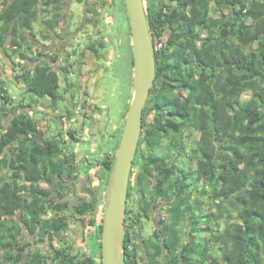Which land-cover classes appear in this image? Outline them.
<instances>
[{"label":"trees","instance_id":"16d2710c","mask_svg":"<svg viewBox=\"0 0 264 264\" xmlns=\"http://www.w3.org/2000/svg\"><path fill=\"white\" fill-rule=\"evenodd\" d=\"M153 3L143 0L149 31ZM66 7L67 0H0V53L12 82L35 97L16 101L0 79V264H101L99 201L107 199L133 93L131 34L124 1L97 0L85 6L84 21L103 28L79 54L64 45L48 53L35 47L36 32L49 42L62 37ZM39 23L43 30L36 31ZM102 29L114 33L128 79L107 105L109 115L120 109L112 145L89 162L73 150L80 142L75 131L53 130L33 143L39 120L26 110L46 98L54 113L68 103L58 115L61 126L77 105L87 116V100L75 102L72 70L80 76L86 53L101 59ZM186 51L182 76L155 54L127 193L122 264H138L139 255L147 264H264V0H187ZM83 164L102 176L74 204L71 185ZM99 207L100 222L90 220L97 255L73 254L64 238L71 219L93 217Z\"/></svg>","mask_w":264,"mask_h":264},{"label":"rangeland","instance_id":"374dc122","mask_svg":"<svg viewBox=\"0 0 264 264\" xmlns=\"http://www.w3.org/2000/svg\"><path fill=\"white\" fill-rule=\"evenodd\" d=\"M92 1L97 0H67V7L64 13L66 19L64 30L68 32L66 41L61 44L55 43V40H61L62 37L60 38L53 35L51 39L56 45L53 46L49 41H44L42 36L40 37L38 32H36L39 44L35 43V47L42 49V51L45 50L46 53L50 51L57 52L59 46L66 43V49L70 51L76 50V54H79L90 39L93 40L97 37L98 34L96 31L103 28L100 24L93 26L92 23H86L84 21V8ZM34 29L39 31L41 29V23L36 25ZM62 30V28L57 30L58 34L61 36H63ZM101 31V36H104V48L100 50L101 59L97 60L94 56L86 53L83 60L84 64L81 66L80 76L75 68L72 70V90L75 91L77 96L75 102L77 101V103L80 104L85 99L87 100L88 106L90 105V109H85L87 116L84 117L81 115L82 113L80 109H78L79 105H77L78 107L74 109L76 111L73 112L75 115L72 119L69 122L66 121L64 125L61 126L59 124L58 115L63 113L62 110L68 103L59 104L60 111L54 113L48 109L49 101L46 98L40 100V102L36 104L34 103L33 111H30V109L26 110L27 113L29 112L33 115H36V113L47 114L46 116L43 114L46 119L41 116L42 119H39V126L40 129L46 130L48 135L56 130L59 131L61 128L64 132L67 130L75 131L77 133L76 138H78L80 142L72 144L73 150L77 153L79 160L81 159L84 161L86 159L89 162H94L96 158H99L112 145V135L117 126H119L117 123L119 122L118 113L120 109L115 105V111L109 115L107 105L109 103L112 105L111 102H115V99L111 97V95H114V92H118L119 94L123 93L125 83L128 79L125 60L124 58L121 59L120 53H118L119 47L115 45L117 41L113 37L114 33H110L109 35L107 33L108 30L102 29ZM72 57L71 61L76 63L77 56L74 55ZM42 59L48 61L45 57H42ZM10 69L11 65L9 61L0 53V79L5 82L9 95L16 101L22 97L27 101L35 99L31 94L24 92L21 86L12 82L13 72ZM85 88L88 93L87 96L83 95V90ZM248 97V94L245 93L242 96V100H247ZM69 99L70 97L68 96V101H70ZM46 124L48 126L47 128ZM80 170L81 175L79 181H73L74 184L71 185L72 193L69 196L71 202L74 204L79 198H87L86 191L84 192L83 189L89 187L96 188L99 184V177L102 176L100 170L97 168L87 170L85 164L80 165ZM85 171H87V174H85ZM99 203L100 207L105 205L104 196L100 198ZM100 207L98 212L94 215L95 217L85 216L82 219H71V223L64 234V238H66V241L69 243L73 254L85 253L87 255H97L94 227L90 225V220L96 225L100 222ZM157 214L158 213L155 212V218ZM154 220L155 219H153V221ZM151 224L152 223L145 226L148 232H150L152 228ZM31 241L32 240H30V242ZM39 247L43 252H46L47 244H42V246ZM47 264H53V261L48 260Z\"/></svg>","mask_w":264,"mask_h":264},{"label":"water","instance_id":"95a60500","mask_svg":"<svg viewBox=\"0 0 264 264\" xmlns=\"http://www.w3.org/2000/svg\"><path fill=\"white\" fill-rule=\"evenodd\" d=\"M123 1L131 34L134 82L103 209L101 264H122V240L130 175L142 132L143 109L156 72L154 45L143 0ZM33 135L34 143L43 141L41 131L35 130Z\"/></svg>","mask_w":264,"mask_h":264},{"label":"flooded vegetation","instance_id":"af4514ba","mask_svg":"<svg viewBox=\"0 0 264 264\" xmlns=\"http://www.w3.org/2000/svg\"><path fill=\"white\" fill-rule=\"evenodd\" d=\"M65 21L66 19L64 20V22ZM149 21L151 23V26H150L151 30L149 32H150L151 39L154 45V59H155V54H157V56L165 55L166 61L168 63V70L171 69L173 70L174 73H176L177 72L176 69L179 68V72L181 76L186 74V68H187V51H186L187 0H154L153 5L150 7ZM64 24L62 27L63 29L62 39L58 41L55 40V43L61 44L67 39L68 32L64 30L65 28ZM41 30H43L42 26H41ZM50 43H54L53 40H51ZM130 43H131V36H130ZM62 45L66 46V43ZM131 54H132V45H131ZM30 111H33V110H30ZM43 114L45 115V113ZM43 114L36 113V115H33L32 113L30 114L28 112V115H30L31 117H35V118L38 117L37 118L38 120L44 117ZM37 130L42 132V137L49 136L46 133V130L44 131L43 129H40V126ZM128 221L129 222L127 224V229L129 231H133L134 227L132 228L130 226L131 224L130 219H128ZM151 223H152L151 224L152 226L156 225L155 220L154 221L152 220ZM134 229H136V227ZM138 264H147L144 259L140 258V255L138 258Z\"/></svg>","mask_w":264,"mask_h":264}]
</instances>
